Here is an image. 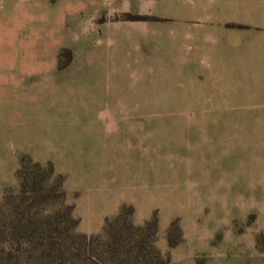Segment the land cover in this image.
<instances>
[{"label": "rangeland", "instance_id": "obj_1", "mask_svg": "<svg viewBox=\"0 0 264 264\" xmlns=\"http://www.w3.org/2000/svg\"><path fill=\"white\" fill-rule=\"evenodd\" d=\"M207 1L219 7L202 11L206 52L177 80L191 98L174 99L172 58L138 65L130 41L111 38L129 1L13 0L12 25H0V44L15 34L16 69L15 114L0 119V195L18 190L26 154L42 164L29 163L39 179L51 162L45 186L62 176L78 232L100 234L132 205L135 225L156 215L153 244L175 264H264V16ZM245 1L264 11V0ZM220 3L221 29L210 18Z\"/></svg>", "mask_w": 264, "mask_h": 264}, {"label": "trees", "instance_id": "obj_2", "mask_svg": "<svg viewBox=\"0 0 264 264\" xmlns=\"http://www.w3.org/2000/svg\"><path fill=\"white\" fill-rule=\"evenodd\" d=\"M115 18L158 17L122 11ZM29 163L37 169L42 167L39 161L21 155L18 190H5L0 195V264H175L153 244L155 214L135 225L130 217L132 205L122 204L116 215L106 217L100 234L78 232L74 205L64 202L62 176L45 186L43 180L53 176L51 162L44 166L41 179L28 170ZM51 204L55 208L47 210ZM179 234V225L171 221L167 229L170 246L179 241Z\"/></svg>", "mask_w": 264, "mask_h": 264}, {"label": "crops", "instance_id": "obj_3", "mask_svg": "<svg viewBox=\"0 0 264 264\" xmlns=\"http://www.w3.org/2000/svg\"><path fill=\"white\" fill-rule=\"evenodd\" d=\"M129 1L132 4L130 11L138 13L150 14L157 16L153 19H121L112 18L114 28L110 30L111 38L114 41H130V47L135 52L137 64H143L144 57L152 58L158 56H168L172 58L173 77L176 84L174 88L179 92H174L171 98H191L190 94L185 92L186 87L177 80H180L179 75L189 72L188 69L192 65V59L200 56L201 52H206L205 35L207 28L204 21L207 17H203L202 11L208 8L219 7L212 6L207 0H121ZM214 2V1H213ZM215 3V2H214ZM3 4V6H1ZM210 5V6H209ZM222 12H211L210 18L214 20L217 26H222L224 19V4L220 3ZM229 7L237 10L236 15L240 14L241 10L248 8L253 17L263 18L264 11L260 9L257 12L255 3H249L245 0H235L228 3ZM175 8L171 12H162L161 8ZM13 10V0H0V25L1 21L4 24H9L10 14ZM126 10V9H125ZM206 12V11H205ZM217 15H216V14ZM207 14V13H205ZM244 15V13L242 14ZM209 16V15H208ZM209 19V18H208ZM259 21V20H258ZM256 27V23H246ZM194 25V26H193ZM6 39L0 44V119L1 117L9 118L15 114V106L10 97L14 96L16 72L14 65L15 58V34L7 33L4 35ZM23 37V38H22ZM25 40V34L22 35ZM192 39L193 49L187 41ZM1 40V35H0ZM119 43V42H118ZM145 51L143 45H145ZM1 46L3 49H1ZM215 51L212 56L218 57ZM216 59V58H215ZM143 66V65H142ZM191 70V69H190ZM182 87V88H181ZM2 98V101H1ZM6 99V100H5ZM5 186L0 188V193Z\"/></svg>", "mask_w": 264, "mask_h": 264}]
</instances>
